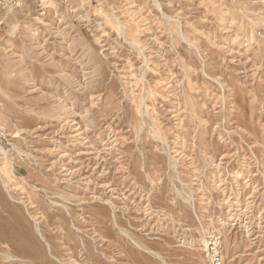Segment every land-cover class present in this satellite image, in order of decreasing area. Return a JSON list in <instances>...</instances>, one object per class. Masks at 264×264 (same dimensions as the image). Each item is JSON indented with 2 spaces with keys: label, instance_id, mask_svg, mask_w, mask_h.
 I'll list each match as a JSON object with an SVG mask.
<instances>
[{
  "label": "rangeland",
  "instance_id": "rangeland-1",
  "mask_svg": "<svg viewBox=\"0 0 264 264\" xmlns=\"http://www.w3.org/2000/svg\"><path fill=\"white\" fill-rule=\"evenodd\" d=\"M0 264H264V0L9 14Z\"/></svg>",
  "mask_w": 264,
  "mask_h": 264
},
{
  "label": "built area",
  "instance_id": "built-area-1",
  "mask_svg": "<svg viewBox=\"0 0 264 264\" xmlns=\"http://www.w3.org/2000/svg\"><path fill=\"white\" fill-rule=\"evenodd\" d=\"M25 0H0V37L7 27V16L14 12Z\"/></svg>",
  "mask_w": 264,
  "mask_h": 264
},
{
  "label": "bare ground",
  "instance_id": "bare-ground-1",
  "mask_svg": "<svg viewBox=\"0 0 264 264\" xmlns=\"http://www.w3.org/2000/svg\"><path fill=\"white\" fill-rule=\"evenodd\" d=\"M12 28H13V29H15L16 27H15V26H13ZM214 246H216V245L214 244ZM209 250H212V251H214V250H215V248H211V249L209 248Z\"/></svg>",
  "mask_w": 264,
  "mask_h": 264
}]
</instances>
